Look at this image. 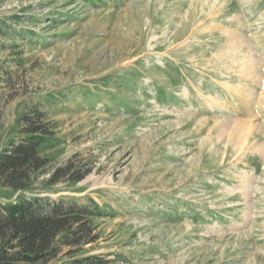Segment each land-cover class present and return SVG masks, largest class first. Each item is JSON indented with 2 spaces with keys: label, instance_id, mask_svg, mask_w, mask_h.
<instances>
[{
  "label": "rangeland",
  "instance_id": "rangeland-1",
  "mask_svg": "<svg viewBox=\"0 0 264 264\" xmlns=\"http://www.w3.org/2000/svg\"><path fill=\"white\" fill-rule=\"evenodd\" d=\"M34 109L35 191L101 205L83 252L264 264V0H0V151Z\"/></svg>",
  "mask_w": 264,
  "mask_h": 264
},
{
  "label": "trees",
  "instance_id": "trees-1",
  "mask_svg": "<svg viewBox=\"0 0 264 264\" xmlns=\"http://www.w3.org/2000/svg\"><path fill=\"white\" fill-rule=\"evenodd\" d=\"M22 116L19 134L0 151V186L16 194L0 202V264H48L64 246L70 247L64 264H110L104 254L83 252L98 238L93 218L101 213L99 202L53 198L35 191L50 162L40 150L51 138L53 125L47 111L34 109ZM49 174L44 180L47 185L64 179L77 182L86 176L72 162Z\"/></svg>",
  "mask_w": 264,
  "mask_h": 264
}]
</instances>
